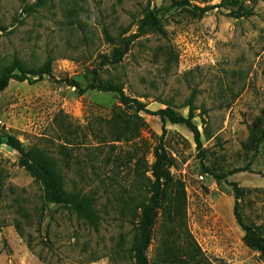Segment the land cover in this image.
Wrapping results in <instances>:
<instances>
[{
    "label": "rangeland",
    "instance_id": "374dc122",
    "mask_svg": "<svg viewBox=\"0 0 264 264\" xmlns=\"http://www.w3.org/2000/svg\"><path fill=\"white\" fill-rule=\"evenodd\" d=\"M148 15L157 24L141 26ZM0 27V76L52 59V77L0 92V134L53 157L67 190L92 193L98 216L93 228L58 205L42 210L22 156L2 144L0 264H135L155 150L165 172L150 264H187L179 227L210 264H264L227 186L241 190L242 223L264 226V0H0ZM90 85L115 86L145 110ZM189 99L200 149L186 127L163 129L150 114L186 117Z\"/></svg>",
    "mask_w": 264,
    "mask_h": 264
},
{
    "label": "trees",
    "instance_id": "16d2710c",
    "mask_svg": "<svg viewBox=\"0 0 264 264\" xmlns=\"http://www.w3.org/2000/svg\"><path fill=\"white\" fill-rule=\"evenodd\" d=\"M234 4H236V1ZM201 12L204 11L202 10ZM156 24V16L148 15L147 18L141 23V26ZM158 31L161 34H164V31L161 27H158ZM104 35L107 40H112L106 32ZM123 54L124 53L121 50H115L112 61L114 63L120 62ZM14 70V65L4 69L2 75L0 76V92L8 86L10 81H26L29 84H32L38 80H41L44 76L52 77V59L47 58L42 65L29 70L28 72L23 70L14 72ZM29 75L36 77V79L31 80ZM68 85L79 90V85L76 82H69ZM88 89L98 92L116 93L121 103H133V105L137 106L139 110H145L143 109L144 107L141 103H138L134 99L127 98L123 92L115 86L90 85ZM79 91L84 92L83 90ZM186 106L188 107V114L186 117L176 114L171 108L168 107L156 110L151 113L150 111L148 112L159 117L163 129L165 123L167 122L170 124H180L186 127L192 133L196 147L200 149V132L197 128V125L193 123V119L196 117V115H194L193 112L191 99H189ZM115 141H118V139ZM2 144L17 151L22 156V162L25 170L40 187L42 210H44L49 204H55L61 209H65L68 212L75 214L78 219L84 221L88 226L93 228L96 227L98 216L94 209L95 199L92 196V193H83L74 188H72L70 191L67 190L62 169L53 157L48 156L44 150H41L36 146H32L28 150L24 151L21 143L15 137L10 135L0 134V145ZM154 158L155 163L152 170V177L154 178L155 183L153 186V192L150 196L149 204L143 207L141 210V221L139 227L140 236L139 241L134 247L135 264H150L149 259L146 256V250L148 249L151 241V230L154 221V214L161 208V187L162 181L164 180L163 174L165 171L162 170L161 155L157 150L154 151ZM239 171H241V169H234L228 174ZM228 174L215 175L214 178L216 183L222 184L227 182L226 177ZM227 186L231 188L234 195L233 216L236 223L243 231V241L253 247L261 255V257L264 258V226H247L242 223V218L238 210V200L241 197V190L236 185V183L229 182L227 183ZM178 191L179 189H177V192ZM181 194L182 195L176 193L175 196L177 214L184 204V193L182 187ZM16 229L17 231L19 230L18 232H20V227L18 224L16 225ZM179 229L182 231H180V234L183 236L181 255L184 257L185 262L187 264H210L207 259L204 258L196 243L187 234L186 228L179 227ZM179 262L180 261H178L177 264H179Z\"/></svg>",
    "mask_w": 264,
    "mask_h": 264
}]
</instances>
